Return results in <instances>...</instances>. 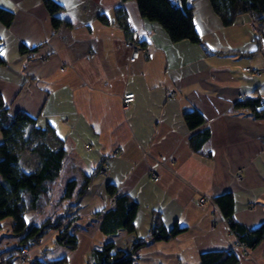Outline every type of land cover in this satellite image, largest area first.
Masks as SVG:
<instances>
[{
	"label": "crops",
	"instance_id": "0c3cea01",
	"mask_svg": "<svg viewBox=\"0 0 264 264\" xmlns=\"http://www.w3.org/2000/svg\"><path fill=\"white\" fill-rule=\"evenodd\" d=\"M189 4L202 45L173 43L160 25L141 17L133 0H0V9L12 14L9 25L0 20L4 107L54 129L67 151L62 168L67 177L82 182L106 166L80 202L77 248H54L49 258L67 254L69 264H87L108 239L130 250L147 236L153 213L160 212L167 227L177 222L184 230L141 248L136 264H201L202 252L235 249L239 264H264V241L243 254L214 202L231 192L236 221L249 228L264 223V118L234 110L242 97H264V34L250 15L225 27L208 0ZM121 6L129 35L117 20ZM102 15L108 23L100 20ZM132 38L147 56L130 60L126 43ZM23 45L28 52L20 51ZM128 92L135 99L125 109L122 97ZM193 110L205 119L195 130L184 118ZM202 129L210 137L196 152L190 138ZM110 183L139 205L131 234L120 230L107 236L100 230L99 214L113 206L106 191ZM201 195L213 201L200 205ZM48 214L29 213L27 224ZM0 224L10 231L12 220ZM56 234L51 231L26 249L27 260L52 247Z\"/></svg>",
	"mask_w": 264,
	"mask_h": 264
},
{
	"label": "trees",
	"instance_id": "16d2710c",
	"mask_svg": "<svg viewBox=\"0 0 264 264\" xmlns=\"http://www.w3.org/2000/svg\"><path fill=\"white\" fill-rule=\"evenodd\" d=\"M130 0H122L127 2ZM137 3L141 17L149 22L157 23L168 34L173 43L189 41L202 45L201 37L196 29L194 8L189 0H133ZM214 13L223 26L233 25L241 15H250L263 27L259 29L260 36L264 34V0H208ZM117 20L129 35L131 27L124 8L116 9ZM0 20L9 25L12 14L0 9ZM100 20L108 23L105 15ZM260 46V43H259ZM21 52H28L24 45ZM210 50H207L209 53ZM0 63L3 60L0 58ZM234 110H247L255 119L264 118V97L246 96L234 104ZM185 121L191 130L202 126L205 119L198 111L185 114ZM0 222L12 220L11 236L17 243L0 250V264H25L17 256L22 250L31 248L51 231H57L53 246L46 248L39 256L26 264H69L68 255L59 258H49L48 252L57 247H63L68 252L77 248L78 239L74 231L76 216L80 202L85 196L89 185L99 168L90 176L78 182L76 178L66 181L63 194L59 198L66 200L62 211L53 216L45 217L41 222L27 224L29 213H43L51 204L54 189L61 176L67 157L64 143L58 139L51 126L45 128L37 125L35 118L24 111L10 114L0 99ZM210 137L208 129L194 133L190 145L199 152ZM31 159V161H30ZM78 184L80 185L77 188ZM108 196L113 200V206L100 213V230L107 236H114L120 230L131 234L135 232V220L139 205L128 194L121 192L116 185L108 184ZM231 232L237 242L248 251L255 250L264 241V223L255 228H249L236 221L233 217L234 196L225 192L214 197ZM0 224V230H1ZM184 230L177 222L167 227L160 212L152 215L149 231L146 237L138 238L130 250L116 248L112 239L106 240L95 248L87 264H136L138 251L150 243L169 241ZM201 264H239L236 251L210 250L200 255Z\"/></svg>",
	"mask_w": 264,
	"mask_h": 264
},
{
	"label": "rangeland",
	"instance_id": "374dc122",
	"mask_svg": "<svg viewBox=\"0 0 264 264\" xmlns=\"http://www.w3.org/2000/svg\"><path fill=\"white\" fill-rule=\"evenodd\" d=\"M256 27H257L256 30L258 29V32L260 33L259 29H262L263 27L259 26L258 23H256ZM248 73H250V72H248ZM30 161H31V159H30ZM71 178L72 177H67L66 172L64 170H62L61 176L58 179L56 186H55V189H54L53 200H52L51 204L46 209L49 212L48 216H53L54 214L62 211V207L64 206V204H66V200H62L61 202H59L60 201L59 198L63 194L66 181L71 179ZM154 181H158V180H154ZM79 184H80V182H79ZM79 184H78L77 188H79V186H80ZM13 238L14 237L11 236L10 231L0 230V244H1L3 250L8 248L9 246L13 245V243H14V245H15V243H17V240L13 241ZM25 250H22L21 253L17 254V256H19V259L22 263L26 264L29 260H27V258L25 256Z\"/></svg>",
	"mask_w": 264,
	"mask_h": 264
},
{
	"label": "built area",
	"instance_id": "2783aa9c",
	"mask_svg": "<svg viewBox=\"0 0 264 264\" xmlns=\"http://www.w3.org/2000/svg\"><path fill=\"white\" fill-rule=\"evenodd\" d=\"M126 46L131 50V56H130L131 61H135L139 59L142 55L144 56L148 55L147 49L142 47L135 38H132L131 40L127 41ZM245 71L250 72L252 75L260 76L259 70L253 69L251 67H246ZM134 99H135V94L133 92H128L124 94L122 97V103L124 108L128 109L129 105L134 101ZM105 171H106V166H101L98 170V173L105 174ZM153 178L154 180H158V176L154 175ZM208 201H213V200L207 196L201 195L199 197L198 203L200 205H203ZM237 248H240L243 254H248V250L244 249V247H242L239 243H237Z\"/></svg>",
	"mask_w": 264,
	"mask_h": 264
},
{
	"label": "bare ground",
	"instance_id": "6f19581e",
	"mask_svg": "<svg viewBox=\"0 0 264 264\" xmlns=\"http://www.w3.org/2000/svg\"><path fill=\"white\" fill-rule=\"evenodd\" d=\"M234 251H236V249Z\"/></svg>",
	"mask_w": 264,
	"mask_h": 264
},
{
	"label": "snow or ice",
	"instance_id": "6c2138e0",
	"mask_svg": "<svg viewBox=\"0 0 264 264\" xmlns=\"http://www.w3.org/2000/svg\"><path fill=\"white\" fill-rule=\"evenodd\" d=\"M0 54H2V53H0Z\"/></svg>",
	"mask_w": 264,
	"mask_h": 264
}]
</instances>
